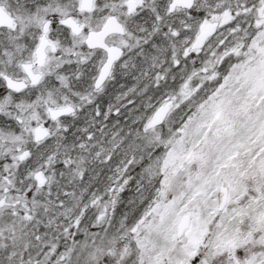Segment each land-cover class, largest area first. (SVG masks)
<instances>
[{
  "label": "snow or ice",
  "instance_id": "6c2138e0",
  "mask_svg": "<svg viewBox=\"0 0 264 264\" xmlns=\"http://www.w3.org/2000/svg\"><path fill=\"white\" fill-rule=\"evenodd\" d=\"M0 264H264V0H0Z\"/></svg>",
  "mask_w": 264,
  "mask_h": 264
}]
</instances>
